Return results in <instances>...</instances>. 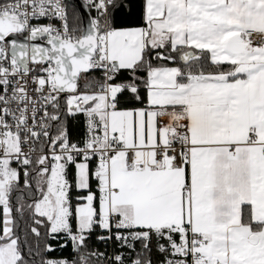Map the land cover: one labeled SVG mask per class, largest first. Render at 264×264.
I'll list each match as a JSON object with an SVG mask.
<instances>
[{"label": "snow or ice", "instance_id": "1", "mask_svg": "<svg viewBox=\"0 0 264 264\" xmlns=\"http://www.w3.org/2000/svg\"><path fill=\"white\" fill-rule=\"evenodd\" d=\"M0 264H264V0H0Z\"/></svg>", "mask_w": 264, "mask_h": 264}, {"label": "trees", "instance_id": "2", "mask_svg": "<svg viewBox=\"0 0 264 264\" xmlns=\"http://www.w3.org/2000/svg\"><path fill=\"white\" fill-rule=\"evenodd\" d=\"M120 15H122V14H118V17ZM70 24H71V21H70ZM93 75L99 77L100 74L97 72V73H93ZM84 84H85V81L84 80H81V87H83ZM141 94L142 95H146V92L143 89H141ZM94 244H95V242H94V237H93V245H92V247L94 246ZM137 250H139V245H137ZM54 255H63V256H69L70 257V255H71V249L70 248L65 249V251L63 253H55ZM152 258H153V261L154 262L158 259V257L155 254V251L152 254Z\"/></svg>", "mask_w": 264, "mask_h": 264}, {"label": "built area", "instance_id": "3", "mask_svg": "<svg viewBox=\"0 0 264 264\" xmlns=\"http://www.w3.org/2000/svg\"><path fill=\"white\" fill-rule=\"evenodd\" d=\"M47 22L48 21L46 19H42L40 21V23H47ZM34 23H35V21H34ZM94 242H95V244H94L93 248L98 249L101 252H104L106 250L108 254L112 253L113 248H112L111 244L105 245L102 242H98V241L95 240V237H94Z\"/></svg>", "mask_w": 264, "mask_h": 264}, {"label": "water", "instance_id": "4", "mask_svg": "<svg viewBox=\"0 0 264 264\" xmlns=\"http://www.w3.org/2000/svg\"><path fill=\"white\" fill-rule=\"evenodd\" d=\"M75 2L77 4H80V3H82V0H75ZM20 42H23V40H21ZM35 43H39V44L44 45V41H42V40L35 41ZM44 46H46V45H44Z\"/></svg>", "mask_w": 264, "mask_h": 264}]
</instances>
